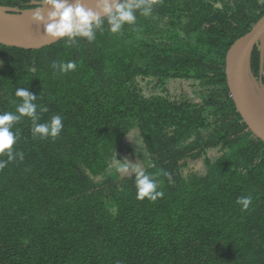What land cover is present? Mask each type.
Returning <instances> with one entry per match:
<instances>
[{
    "label": "trees",
    "instance_id": "obj_1",
    "mask_svg": "<svg viewBox=\"0 0 264 264\" xmlns=\"http://www.w3.org/2000/svg\"><path fill=\"white\" fill-rule=\"evenodd\" d=\"M136 15L116 34L105 23L91 43L0 46V114L15 112L26 88L37 123L59 115L63 124L55 139L34 138L28 117L11 129L23 160L0 169V264H264V143L225 76L230 47L264 15V0H157ZM259 56L257 47L255 77ZM69 61L74 71L51 67ZM132 127L140 136L126 147ZM115 159L154 177L163 197L138 200L134 173L107 171ZM248 195L242 211L236 200Z\"/></svg>",
    "mask_w": 264,
    "mask_h": 264
},
{
    "label": "clouds",
    "instance_id": "obj_2",
    "mask_svg": "<svg viewBox=\"0 0 264 264\" xmlns=\"http://www.w3.org/2000/svg\"><path fill=\"white\" fill-rule=\"evenodd\" d=\"M156 3L157 0H96L95 7L98 11H94L92 8L85 7L81 0H72V2H69V0H35L33 2L35 6L33 9L31 8L32 15L30 18L34 23L43 25V33L45 36L53 40L66 38L65 44L71 46L78 42L77 38L85 39L89 43L93 42L96 39L97 31L101 34L105 31V23L110 33H119L124 25L135 24L137 11H139L140 15L147 17L152 13L153 6ZM45 6L49 9L46 15L42 14V9ZM11 8L28 10L21 9L18 6ZM51 67L54 69L58 68L60 73H67L76 69V62H53ZM258 77H255V79L258 80ZM179 83L182 85V88H187L192 85L191 82L186 81ZM14 96L19 98V102H17V100L12 101V103L16 105L15 112L6 111L0 114V155L7 156V160H0V169L6 167L9 162H12L17 157L23 160L22 152L13 151V145L16 143L18 137L16 133L11 130L13 125L19 122L23 117H28L32 120L33 126L31 128V133L34 138L55 139L59 136L63 128L62 117L59 115L52 116L47 123H37L40 117L37 112L38 105L34 102L38 98L36 95L31 94L26 88L16 90ZM146 96L149 97V93H146ZM39 111L47 112L48 108L41 105L39 106ZM128 134L129 135L125 139L126 147L137 134L140 136V129L138 127H132ZM113 168H115V172L120 173L122 177L126 174H135L136 198L138 200L147 198L155 202L157 198L163 197L164 193L157 190V180L151 175L146 174V172L139 167H135L132 160L123 159L120 163V161L115 159L109 164L107 171L111 173ZM164 175L169 182H173L170 173H164ZM236 203L241 205L242 211L247 210L252 203V196L239 197ZM25 230L30 232L33 231L28 228H25ZM21 247L22 244L18 245L15 249Z\"/></svg>",
    "mask_w": 264,
    "mask_h": 264
},
{
    "label": "water",
    "instance_id": "obj_3",
    "mask_svg": "<svg viewBox=\"0 0 264 264\" xmlns=\"http://www.w3.org/2000/svg\"><path fill=\"white\" fill-rule=\"evenodd\" d=\"M72 2V0H69ZM87 8L98 11L96 0H81ZM33 9V8H32ZM32 9L20 10L0 6V45L26 51H40L57 44L43 33V25L31 20ZM48 7L42 9L46 15ZM256 47L260 49V69L258 80L251 73L250 62ZM264 15L251 30L237 39L230 48L225 63V75L230 96L248 130L264 143V109L258 114L248 91V79L256 82L264 90Z\"/></svg>",
    "mask_w": 264,
    "mask_h": 264
},
{
    "label": "bare ground",
    "instance_id": "obj_4",
    "mask_svg": "<svg viewBox=\"0 0 264 264\" xmlns=\"http://www.w3.org/2000/svg\"><path fill=\"white\" fill-rule=\"evenodd\" d=\"M248 91L254 101V105L258 114L263 112L264 109V90L257 86L256 82L252 79H248ZM264 113V112H263Z\"/></svg>",
    "mask_w": 264,
    "mask_h": 264
},
{
    "label": "rangeland",
    "instance_id": "obj_5",
    "mask_svg": "<svg viewBox=\"0 0 264 264\" xmlns=\"http://www.w3.org/2000/svg\"><path fill=\"white\" fill-rule=\"evenodd\" d=\"M2 1L3 0H0V4H2ZM262 77L264 78L263 75H262ZM175 88L180 89V86H176ZM186 98H187V100H189V98L197 99V95L196 94H191V96H190V94H186Z\"/></svg>",
    "mask_w": 264,
    "mask_h": 264
}]
</instances>
